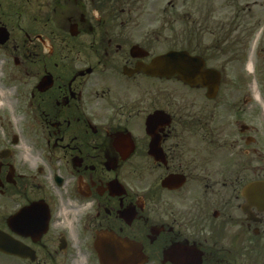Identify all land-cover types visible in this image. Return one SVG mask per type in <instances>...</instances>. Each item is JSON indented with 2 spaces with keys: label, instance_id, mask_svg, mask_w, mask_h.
<instances>
[{
  "label": "flooded vegetation",
  "instance_id": "af4514ba",
  "mask_svg": "<svg viewBox=\"0 0 264 264\" xmlns=\"http://www.w3.org/2000/svg\"><path fill=\"white\" fill-rule=\"evenodd\" d=\"M0 93V264H264V0H0Z\"/></svg>",
  "mask_w": 264,
  "mask_h": 264
},
{
  "label": "water",
  "instance_id": "95a60500",
  "mask_svg": "<svg viewBox=\"0 0 264 264\" xmlns=\"http://www.w3.org/2000/svg\"><path fill=\"white\" fill-rule=\"evenodd\" d=\"M170 58H172L174 60V65H172L170 67L169 71H167V72L165 70L162 72H157L158 75L166 76V75L173 74V75H179L180 77H184L188 73L192 74L191 70L189 72L185 71L184 66L182 64V60H181L182 56L180 54H175V55L171 56ZM165 66H167L166 63L162 59H160V60H158V62L155 64L154 67H157V70L161 71L162 68H165ZM203 83H205V81H203ZM209 90H211L210 85H209ZM256 187H258V186L256 185ZM256 187H253V188L256 189ZM254 196H255V199L257 200V202H259V201L261 202V200L259 198L260 195L254 194ZM131 251H133V250L131 249ZM98 253H99L98 255L100 257L101 264H106V263L107 264H116L111 257H108V256L105 257L103 255V251L101 249L98 250Z\"/></svg>",
  "mask_w": 264,
  "mask_h": 264
},
{
  "label": "rangeland",
  "instance_id": "374dc122",
  "mask_svg": "<svg viewBox=\"0 0 264 264\" xmlns=\"http://www.w3.org/2000/svg\"><path fill=\"white\" fill-rule=\"evenodd\" d=\"M245 72H246L249 76H252V74H251V75L249 74L250 71L248 72V71L245 70ZM257 75H258V74H257ZM253 90H254V92H255V93L253 92V94H256V91H255V84H254V83H253ZM3 97H5V96H3V95L0 93V98H3Z\"/></svg>",
  "mask_w": 264,
  "mask_h": 264
}]
</instances>
